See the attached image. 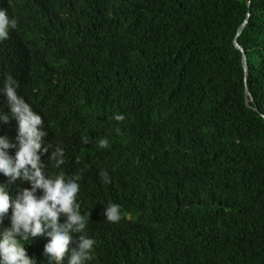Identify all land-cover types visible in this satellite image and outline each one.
I'll use <instances>...</instances> for the list:
<instances>
[{"label": "trees", "instance_id": "1", "mask_svg": "<svg viewBox=\"0 0 264 264\" xmlns=\"http://www.w3.org/2000/svg\"><path fill=\"white\" fill-rule=\"evenodd\" d=\"M0 7L18 20L0 44V72L17 76L48 139L66 149L54 171L83 169L81 209L97 242L90 264H264V0ZM246 20L238 42L251 107L234 45ZM116 113L121 134L100 148ZM108 202L122 206L120 221L103 217ZM46 243L26 245L37 264Z\"/></svg>", "mask_w": 264, "mask_h": 264}, {"label": "clouds", "instance_id": "2", "mask_svg": "<svg viewBox=\"0 0 264 264\" xmlns=\"http://www.w3.org/2000/svg\"><path fill=\"white\" fill-rule=\"evenodd\" d=\"M17 26L8 8L0 7V44ZM0 98V264H37L26 248L37 237L47 238L42 264H90L97 242L87 233L92 213L81 209L83 169L54 171L65 164L66 149L48 139L44 113L11 71L0 72ZM112 119L117 124L97 137L100 148L109 146L113 133L121 134L124 114ZM98 175L102 183H111L108 170ZM102 212L109 222L124 215L113 202Z\"/></svg>", "mask_w": 264, "mask_h": 264}, {"label": "water", "instance_id": "3", "mask_svg": "<svg viewBox=\"0 0 264 264\" xmlns=\"http://www.w3.org/2000/svg\"><path fill=\"white\" fill-rule=\"evenodd\" d=\"M250 15H248V18ZM248 24V20L245 21V23L238 29L237 37L234 41L235 47L242 53V63L245 71V93H246V99H247V105L248 107H251V104L254 103V97L251 94L249 87H248V80H249V66H248V59H247V54L244 50V48L239 44L238 38L242 35L246 25ZM256 111H258L255 108ZM264 118V116H263Z\"/></svg>", "mask_w": 264, "mask_h": 264}, {"label": "bare ground", "instance_id": "4", "mask_svg": "<svg viewBox=\"0 0 264 264\" xmlns=\"http://www.w3.org/2000/svg\"><path fill=\"white\" fill-rule=\"evenodd\" d=\"M29 11V10H28Z\"/></svg>", "mask_w": 264, "mask_h": 264}]
</instances>
